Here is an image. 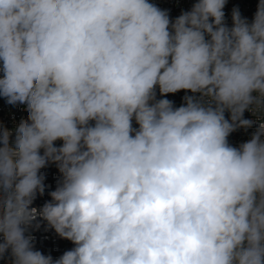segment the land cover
Wrapping results in <instances>:
<instances>
[{"label":"clouds","instance_id":"clouds-1","mask_svg":"<svg viewBox=\"0 0 264 264\" xmlns=\"http://www.w3.org/2000/svg\"><path fill=\"white\" fill-rule=\"evenodd\" d=\"M227 2L0 0V97L28 113L0 125V260L264 264V0L231 27ZM40 221L74 247L37 250Z\"/></svg>","mask_w":264,"mask_h":264},{"label":"built area","instance_id":"built-area-1","mask_svg":"<svg viewBox=\"0 0 264 264\" xmlns=\"http://www.w3.org/2000/svg\"><path fill=\"white\" fill-rule=\"evenodd\" d=\"M150 2L156 4L160 9L167 10L169 12L170 19L175 20L182 11L190 10L193 3L196 0H150ZM259 0H228L224 12L225 20L229 27L232 25L231 12L234 7H238L242 16L248 18L249 21L252 20L256 7ZM191 93H186L184 90H181L175 94L169 93L166 97H161L159 95V89L157 88V98H166L174 102L175 107L181 106L184 101L183 97ZM24 105L11 106L6 103L5 99L0 97V125L7 127L8 129H14L21 119H27L28 113L24 110ZM226 118L228 113L225 114ZM244 118L256 120L257 117L254 116L250 111L244 113ZM254 124L252 128L245 131L243 128L238 129L237 131L230 134L228 137V142L232 146L238 147L241 143L249 140L252 133L255 131V128L258 126ZM133 126L138 127L133 121ZM56 146L59 147L62 144V141H56ZM46 176L45 179V193L43 196L37 195L33 203V207L40 208L46 201L50 200L51 197L48 195L49 192L55 190L57 183L61 178V174L58 171V168L55 164H49L44 169H41ZM40 228L33 231L35 236V247L37 250H40L44 254H51L53 258H58L65 251L70 250L74 247L71 241L66 239H61L53 229L46 230V222L40 221ZM0 264H8V260H0Z\"/></svg>","mask_w":264,"mask_h":264}]
</instances>
